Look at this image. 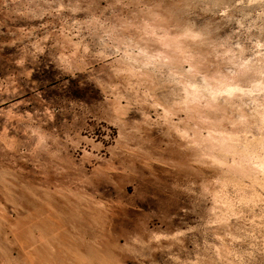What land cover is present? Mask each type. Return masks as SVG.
<instances>
[{
	"label": "rangeland",
	"instance_id": "1",
	"mask_svg": "<svg viewBox=\"0 0 264 264\" xmlns=\"http://www.w3.org/2000/svg\"><path fill=\"white\" fill-rule=\"evenodd\" d=\"M263 158L264 0H0V264H264Z\"/></svg>",
	"mask_w": 264,
	"mask_h": 264
},
{
	"label": "bare ground",
	"instance_id": "2",
	"mask_svg": "<svg viewBox=\"0 0 264 264\" xmlns=\"http://www.w3.org/2000/svg\"><path fill=\"white\" fill-rule=\"evenodd\" d=\"M257 84V83H256ZM255 85V84H254ZM254 87V86H253ZM234 89H236V88H234ZM238 89V88H237ZM264 159V158H263ZM2 216H1V213H0V218H1ZM44 223V222H43ZM42 223V224H43ZM49 223H51V222H49ZM40 225V224H39ZM45 226H47V225H45ZM53 226V225H52ZM38 227H42L43 229H45L46 227H43V226H38ZM88 232H87V230L84 228V227H82L81 228V234L82 235H85V234H87ZM58 240V243H63V245L64 244H66V248H67V250H68V248L69 247H71L72 248V251H57V252H49V251H45V249H44V253H45V257H47V258H50V259H53L54 261H55V259H59L62 255L64 256V253L66 254V255H70V252H78V253H80V256H79V258L82 256V257H92V256H95L96 254H97V252H96V250H95V248H93L92 246H90L89 244H87V243H83V242H81V243H76V242H70V241H67V240H61V242L59 241L60 239H57ZM107 250H108V248L107 247H105ZM18 251H20V250H18ZM78 253H76V255L78 254ZM17 254H21L20 252H17ZM61 254V255H60ZM71 254H73V253H71ZM18 255V256H19ZM22 255V254H21ZM65 255V256H66ZM64 256V257H65ZM104 256V255H103ZM106 256V255H105ZM108 256H109V254H108ZM108 256H106V257H108ZM68 257V256H67ZM66 257V258H67ZM72 257V256H71ZM85 257V258H86ZM63 258V257H62ZM62 258H60L61 260L60 261H62ZM69 258V257H68ZM78 259L76 256L73 258V260H71L70 259V261L72 262V261H74V259ZM87 259V258H86ZM89 259V258H88ZM67 260V259H66ZM82 260V259H81ZM91 260V259H90ZM78 261H79V259H78ZM77 261V262H78ZM82 261H85L84 259L82 260ZM64 262V260L61 262V263H63ZM67 262V261H66ZM88 262H89V260H88ZM68 263V262H67ZM73 263V262H72ZM74 263H76V261H74ZM80 264H81V261L79 262ZM108 263V262H107ZM118 263H120V262H118ZM58 264V263H57ZM66 264V263H65ZM69 264V263H68ZM83 264V263H82ZM121 264V263H120Z\"/></svg>",
	"mask_w": 264,
	"mask_h": 264
}]
</instances>
